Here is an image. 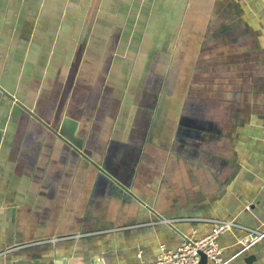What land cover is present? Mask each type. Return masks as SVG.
Instances as JSON below:
<instances>
[{"label":"crops","instance_id":"crops-1","mask_svg":"<svg viewBox=\"0 0 264 264\" xmlns=\"http://www.w3.org/2000/svg\"><path fill=\"white\" fill-rule=\"evenodd\" d=\"M218 219L264 264V0H0V264L152 262Z\"/></svg>","mask_w":264,"mask_h":264},{"label":"built area","instance_id":"built-area-1","mask_svg":"<svg viewBox=\"0 0 264 264\" xmlns=\"http://www.w3.org/2000/svg\"><path fill=\"white\" fill-rule=\"evenodd\" d=\"M209 233L199 238H183L176 249H168L165 244L160 246V254L152 262L139 260L130 264H199L202 254L207 256L211 264H231L232 258H225L219 236L235 226L232 220H214ZM258 233L263 237L264 232Z\"/></svg>","mask_w":264,"mask_h":264},{"label":"water","instance_id":"water-1","mask_svg":"<svg viewBox=\"0 0 264 264\" xmlns=\"http://www.w3.org/2000/svg\"><path fill=\"white\" fill-rule=\"evenodd\" d=\"M209 261L207 259V256L205 254H202V258L199 264H208Z\"/></svg>","mask_w":264,"mask_h":264}]
</instances>
